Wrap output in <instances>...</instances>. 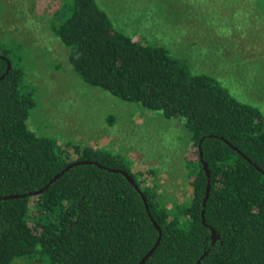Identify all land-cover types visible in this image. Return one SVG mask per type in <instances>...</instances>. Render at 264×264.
I'll use <instances>...</instances> for the list:
<instances>
[{
  "label": "trees",
  "instance_id": "trees-1",
  "mask_svg": "<svg viewBox=\"0 0 264 264\" xmlns=\"http://www.w3.org/2000/svg\"><path fill=\"white\" fill-rule=\"evenodd\" d=\"M59 1V24L51 30L86 85L183 121L196 148V160H186L190 193L167 209L159 185L145 184L119 156L35 135L26 124L33 93L23 88L22 67L1 47L0 264H139L158 237L152 221L161 237L144 264H196L205 252L199 264H264L261 113L214 78L189 72L164 46L116 30L95 0ZM244 3L264 19V0ZM219 20L224 29L225 18H215L217 26ZM76 162L87 163L47 186ZM8 196L18 197L1 199Z\"/></svg>",
  "mask_w": 264,
  "mask_h": 264
},
{
  "label": "rangeland",
  "instance_id": "rangeland-1",
  "mask_svg": "<svg viewBox=\"0 0 264 264\" xmlns=\"http://www.w3.org/2000/svg\"><path fill=\"white\" fill-rule=\"evenodd\" d=\"M95 2L116 30L164 46L189 72L214 78L264 118V19L249 12L244 0ZM62 5L0 0V48L9 49L12 63L22 67L23 88L35 100L28 129L60 146H89L119 156L145 184L159 185L171 209L190 193L186 160H196V148L189 131L179 118L167 119L86 85L68 63L69 49L51 30L59 24L54 13ZM215 18H225L224 29Z\"/></svg>",
  "mask_w": 264,
  "mask_h": 264
},
{
  "label": "water",
  "instance_id": "water-1",
  "mask_svg": "<svg viewBox=\"0 0 264 264\" xmlns=\"http://www.w3.org/2000/svg\"><path fill=\"white\" fill-rule=\"evenodd\" d=\"M9 67H10V64L9 63H7V70L9 69ZM4 77V75L3 76H1L0 77V80L2 79ZM200 156H201V153H200ZM245 158V157H244ZM79 163H87V162H76V163H73V164H70L69 166H67L63 171H61V172H59L57 175H55L49 182H48V184H47V186L49 185V184H51L53 181H55L64 171H66V170H68L70 167H72L73 165H76V164H79ZM202 165H203V170H204V172H205V174H206V176H207V178H208V172H207V169H206V165H205V163H202ZM123 175H124V177L128 180V182L132 185V186H134V188L136 189V191L138 192V193H140V191H139V189L137 188V186H135V184H134V182H133V179L130 177V176H128L126 173H124V172H121ZM47 186H45L44 187V189L47 187ZM42 190H39L38 192H36L35 194H37V193H40ZM208 193H209V184H208V181H207V187H206V189H205V196H204V198H203V203H202V206H204V204H205V201L207 200V197H208ZM18 196H8V197H3V198H1V199H14V198H17ZM142 200H143V202H144V206H145V208H146V211H147V213L149 214V211H148V206H147V204H146V200H145V198L142 196ZM201 217H202V223H204V220H203V211L201 212ZM152 224H153V226H154V228L156 229V231L158 232V237H157V240H156V242H155V244L153 245V247L144 255V257L140 260V262H139V264H144L145 263V261L151 256V254L154 252V250H155V248L157 247V245H158V243H159V240H160V237H161V231H160V228L152 221ZM210 232H211V239L214 241L215 240V238H216V236H215V232H214V230H212V229H210ZM206 254V252L203 254V256ZM203 256H201L200 258H199V260L196 262V264H199V262H200V260L202 259V257Z\"/></svg>",
  "mask_w": 264,
  "mask_h": 264
}]
</instances>
